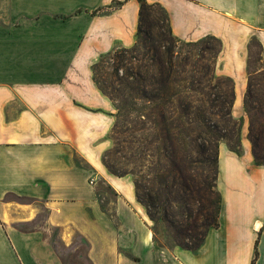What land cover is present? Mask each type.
I'll list each match as a JSON object with an SVG mask.
<instances>
[{
    "label": "crops",
    "instance_id": "1",
    "mask_svg": "<svg viewBox=\"0 0 264 264\" xmlns=\"http://www.w3.org/2000/svg\"><path fill=\"white\" fill-rule=\"evenodd\" d=\"M146 2L178 40L222 43L217 71L243 108L264 0ZM139 19L138 0H0V264H264V165L248 143L220 146L219 225L195 251L159 245L132 182L104 170L115 108L93 66L136 44Z\"/></svg>",
    "mask_w": 264,
    "mask_h": 264
},
{
    "label": "rangeland",
    "instance_id": "2",
    "mask_svg": "<svg viewBox=\"0 0 264 264\" xmlns=\"http://www.w3.org/2000/svg\"><path fill=\"white\" fill-rule=\"evenodd\" d=\"M140 26L136 51L125 53V49H117L105 56L108 63L95 70L97 79L104 84L111 78L117 86L136 87L135 94L140 98L137 104H144V96L158 89L172 88L179 94L169 100H157L152 108L162 106L164 117L151 120L136 114H120L113 103L115 120L109 137L111 146L102 156V165L109 175L132 182L136 202L144 210L155 241L164 247L184 249L180 242L191 244L185 234L195 226L206 233L209 227L202 226L206 222L212 224L217 216L214 201H217L218 189L214 179L220 146H227L221 140L215 149L205 141L206 128L188 115L187 106L194 99L190 98L187 87L198 79L200 70L207 68L215 72L217 79H222V89L230 90L232 84L218 74L220 45L216 40L194 46L176 42L171 38L165 13L155 5L145 9ZM158 55L163 60L164 71L173 74L175 82L171 86L161 79L156 63ZM261 58V44L252 39L248 45L247 71L251 88L247 102L258 126L256 152L264 164V61ZM196 99L197 104L208 100ZM235 104L236 101L232 115L240 122L242 149L243 142L248 143L254 158L249 138L250 114L243 101L238 117L234 112L241 109L236 110Z\"/></svg>",
    "mask_w": 264,
    "mask_h": 264
},
{
    "label": "trees",
    "instance_id": "3",
    "mask_svg": "<svg viewBox=\"0 0 264 264\" xmlns=\"http://www.w3.org/2000/svg\"><path fill=\"white\" fill-rule=\"evenodd\" d=\"M138 1L140 3V19H139V25L137 31V42L133 47L125 49V53L136 51L138 40L140 39L141 36L140 25L142 22L143 13L145 9L154 6L148 4L146 0H138ZM121 4L122 3H118V5ZM155 6L163 10L168 22V14L166 13V11L159 5H155ZM168 27L171 38H173L176 42H181L189 46H194V45L203 44L206 41L213 39L219 43L220 45L219 54L221 52L222 43L216 38L208 37L198 42L186 43L174 37L169 22H168ZM110 54L106 56H109ZM104 57L100 58L98 62L93 66L94 82L96 83L97 87L102 91V93L106 95L115 104L116 108L118 109V112L120 114L125 113L128 116H132L136 114L139 118H144L147 120H151L159 116L163 118L164 108L159 105H157L155 108L152 107L154 106V104H156L157 100L160 99L169 100L171 97H175L176 95H178L179 92H176L172 88H168L167 90L158 89L156 92L154 91L152 94L144 96V98L146 99L144 104H139V103L137 104V101L140 98L135 94L138 92V89L136 87L128 85L123 88L121 86H117L116 82H114L111 78L106 79L104 84L100 82L99 79H97L95 70L102 68L106 63H108L104 60ZM261 59L264 61L263 57ZM156 60H157L156 63L158 65V71L163 83H165L168 86H171L175 82L172 72L164 71L163 60L160 58L159 55L156 57ZM169 62L170 64H172V60H169ZM199 76L198 79L195 78L189 84L190 86L187 87V92L190 98L194 99V101H191L187 106L189 117L192 116V121L198 119L200 121V124H202L206 128L205 141L210 143L215 149H217L219 142L221 140H224L230 151L236 153L237 155H241L243 149L240 139V132H241L240 122L235 120V118L232 115V108L235 102L234 81L229 77H225L224 80L230 81L232 84L231 89L227 90L221 88L222 79H217L215 72L211 73L210 69L207 68L205 70L202 69V71L200 70ZM250 88L251 86L248 84L247 91L244 97V106L246 112L250 114L251 117L249 138L250 141L252 142L253 155L256 163L260 165H264L262 162H260L259 155L256 152L258 148V137H257L258 134L256 133L257 132L256 130H258L257 128L258 126L251 116V108L248 106V102H247V98L250 95ZM139 91L146 93L145 91L142 90ZM196 97H202V100L204 98H207L208 100L203 104H197L199 102H197L198 100L196 99ZM217 165H219V152L217 158ZM218 172H219V166L217 167V173L214 179L215 184L218 180ZM138 197L140 199L139 195ZM214 203H217V216L215 219H213V223L211 224V222H206L202 226L205 228L209 227L206 233H203L202 230H199L197 226H195V228H193L190 233H186L185 237L190 241L191 244H189L186 241L180 242L183 245L184 249L190 251H195L199 249L202 243L204 242L209 230L218 227L219 217L221 212V203H222V198L219 191H217V201H214ZM257 257L258 254L256 253V257L253 261V264H255Z\"/></svg>",
    "mask_w": 264,
    "mask_h": 264
},
{
    "label": "built area",
    "instance_id": "4",
    "mask_svg": "<svg viewBox=\"0 0 264 264\" xmlns=\"http://www.w3.org/2000/svg\"><path fill=\"white\" fill-rule=\"evenodd\" d=\"M91 182L93 183V180Z\"/></svg>",
    "mask_w": 264,
    "mask_h": 264
}]
</instances>
